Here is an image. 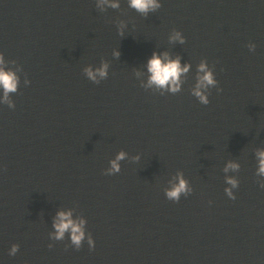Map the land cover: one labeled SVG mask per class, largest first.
Masks as SVG:
<instances>
[{
  "label": "water",
  "instance_id": "obj_1",
  "mask_svg": "<svg viewBox=\"0 0 264 264\" xmlns=\"http://www.w3.org/2000/svg\"><path fill=\"white\" fill-rule=\"evenodd\" d=\"M0 52L20 78L15 107L0 103V264H264V0H161L147 15L127 0H0ZM153 52L191 64L182 91L146 87ZM202 61L218 81L208 105L192 95ZM102 64L107 79L88 80ZM178 173L193 191L175 202ZM60 210L94 248L50 239Z\"/></svg>",
  "mask_w": 264,
  "mask_h": 264
},
{
  "label": "clouds",
  "instance_id": "obj_2",
  "mask_svg": "<svg viewBox=\"0 0 264 264\" xmlns=\"http://www.w3.org/2000/svg\"><path fill=\"white\" fill-rule=\"evenodd\" d=\"M128 7L134 9L136 12L147 15L150 12H155L161 7V0H127ZM98 6L103 8H119L120 0H98ZM123 33L121 32V35ZM171 41L184 44L185 38L179 31L173 33L170 37ZM250 51H255L256 45L249 44ZM118 56L119 53L117 52ZM8 63L3 52H0V103H8L9 108H14L15 105L9 102L10 94L16 93L19 90L20 78L17 71L8 68ZM14 63V62H13ZM191 64L182 63V58L176 56L175 58L169 52H153L151 57L147 60V85L146 87L160 90L161 95L166 92L178 93L182 91L184 83L183 78L189 73ZM84 75L93 83L99 84L101 80L108 77V65L102 64L100 67L93 69L88 67L84 69ZM29 80H25L28 85ZM217 79L215 73L208 67L206 61H202L197 68L196 83L192 89L198 101L203 105L210 103L207 95V90L210 87L217 86ZM219 90V89H218ZM258 168L256 175L264 178V150L257 151ZM126 153L120 152L116 155L114 160L110 161V167L106 169V175L118 174L121 171L120 161L125 159ZM239 165L235 163H228L224 172L238 169ZM226 183L231 185L230 188H225L224 191L230 199H235L233 189L238 188V181L234 178L227 177ZM260 187L264 188V180L260 182ZM193 189L188 180H186L182 173H178L172 180L169 181V186L164 190L165 197L168 200L179 202L181 196H188ZM53 231L49 233V237L53 241H63L66 237L70 244L76 249H80L83 242L87 240L90 248L95 247V241L91 234L87 232V221L83 218H74L71 210H60L52 222ZM51 247V245H49ZM19 251V245L13 244L9 250L10 256H15Z\"/></svg>",
  "mask_w": 264,
  "mask_h": 264
}]
</instances>
